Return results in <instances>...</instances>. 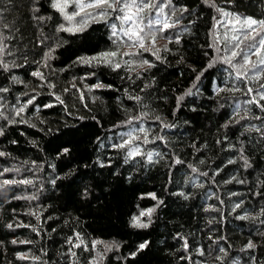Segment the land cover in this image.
Masks as SVG:
<instances>
[{
    "label": "trees",
    "instance_id": "trees-1",
    "mask_svg": "<svg viewBox=\"0 0 264 264\" xmlns=\"http://www.w3.org/2000/svg\"><path fill=\"white\" fill-rule=\"evenodd\" d=\"M214 3L264 20V0ZM216 8L171 0L163 31L145 11V50L113 42L116 13L70 33L52 0H0V182L31 181L0 188V264H264V66L236 78ZM117 49L118 69L83 62Z\"/></svg>",
    "mask_w": 264,
    "mask_h": 264
},
{
    "label": "snow or ice",
    "instance_id": "snow-or-ice-1",
    "mask_svg": "<svg viewBox=\"0 0 264 264\" xmlns=\"http://www.w3.org/2000/svg\"><path fill=\"white\" fill-rule=\"evenodd\" d=\"M206 3H209V5L213 8H216V5L214 3V0H205ZM171 0H167V4H164V0H52V7L57 10L65 19L68 26L60 25L58 30L59 31H66L70 33H75L77 31H83L84 28L88 25L90 20H99V19H107L110 17L111 13H116L114 19L116 21H119V32L117 31V24L113 23L111 24L112 28V37H115L116 40L113 42L116 43L117 40L120 41V43H124L123 40H120V34L127 38V41L130 43L128 44L129 47H138L140 49H145L146 42H153L156 39V35L153 34L151 31L145 32V27L141 26L143 22L142 13L145 11H152L155 10V17L149 21L148 27L154 28L158 27V31L166 30L170 27H174L175 25L173 23H170V17L167 19H161V16H164V7L170 6ZM75 7V11L72 13H68L66 10L69 7ZM95 10V11H90ZM186 10V9H184ZM217 11L221 12L224 17H231V28L229 31L232 33L231 36L225 35V40L232 42V48H231V56L226 59V62L229 64H232L233 60L237 57H240L243 60V64L239 63V60H237V64H239V67H237V64H233V67L236 68L237 71V79H243L248 80L251 79L252 76H250V73L253 72V70L261 69V66H264V32H261L260 30H264V20H257L253 19L251 17H244L241 18L239 16L232 15L228 12H223L221 9L216 8ZM36 11V9H34ZM76 17H82L81 20L76 21ZM40 19H43L42 17ZM216 20V18H213ZM75 22V23H74ZM216 24L221 27H228V24L224 23L223 21L216 20ZM127 25V27H125ZM239 25V27H236ZM259 38V39H258ZM3 37L0 35V54L4 52L5 46L3 45ZM245 40L249 41V44L247 47L250 49L249 52H244V50L240 47L241 44L244 43ZM227 47V44H226ZM148 50V49H145ZM159 50H157L158 52ZM140 53L136 52H125V56L129 55H139ZM154 55L157 53L154 52ZM255 55L257 57L256 61L251 60V56ZM46 56H50V53H46ZM118 56V49L117 51H108L101 53L99 56L86 58L83 62L85 63H91L92 61H98L101 63H105L109 66H113L114 70L120 68V63L115 62V58ZM157 58L159 59V56L157 55ZM126 64L131 65L133 62L131 61H125ZM142 64H148V61H142ZM5 68H7V65H3ZM151 66V65H149ZM33 75L43 80V75L41 72L36 71L33 72ZM52 85H49L51 87ZM95 87H104L102 84H97ZM261 88H264V84L260 85ZM238 90V89H237ZM0 91L6 92L7 89L0 88ZM254 90L252 88L248 89V93L251 94ZM188 93H186L187 95ZM259 99L264 100V94H260ZM83 98V97H82ZM56 99H60L59 97H56ZM135 99H139V97H135ZM179 99H183V97H180ZM28 104L32 103V100L30 99ZM248 103H255L257 104L261 111H264V105H260L258 101L254 98ZM26 106V105H25ZM22 106L19 109H17V115L22 113L24 111V107ZM2 115V114H0ZM256 119H261V117H255ZM139 119V118H137ZM132 121H129L131 123ZM139 131L141 133H144V128H140ZM2 134V132H0ZM129 138L123 140V142L117 147L123 149L126 146H130L134 140H138L139 137L134 135L133 133L128 134ZM145 142L147 141V136L145 135ZM140 149L139 147L131 148L129 155H139ZM5 153L0 152V156H4ZM151 156V154H149ZM5 172L10 171L9 169H4ZM0 175H3V172H0ZM16 183H22V184H30V180H3L0 182V188H3L7 185H12ZM19 198V197H17ZM239 207V205H237ZM152 211V210H149ZM141 215H144V213H141ZM243 218V217H241ZM23 226V225H22ZM133 226H139V227H147V224H142L139 222L138 217H133ZM9 227H12V225H9ZM77 240H79V236L76 237ZM15 243V241H14ZM69 243L72 244V247H79L80 244L74 243L72 240H69ZM101 243V241H94L93 242V248H95L96 244ZM146 247V243L139 245L140 249H143ZM187 247V245H185ZM256 245L249 241L246 245L247 249L255 248ZM220 251H224V249H220ZM71 255H75V253H71ZM21 259H24L25 257H20Z\"/></svg>",
    "mask_w": 264,
    "mask_h": 264
}]
</instances>
